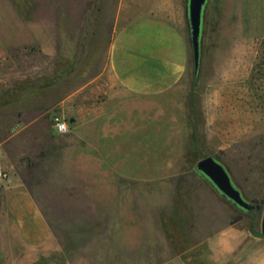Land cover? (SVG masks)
Instances as JSON below:
<instances>
[{
    "label": "rangeland",
    "instance_id": "1",
    "mask_svg": "<svg viewBox=\"0 0 264 264\" xmlns=\"http://www.w3.org/2000/svg\"><path fill=\"white\" fill-rule=\"evenodd\" d=\"M20 1V11L32 14L24 30L15 25L12 0L0 1V264H234L207 242L223 218L220 211L178 209L172 201L176 190L202 185L225 206L230 222L261 233L260 212L239 210L196 172L200 160L213 156L220 162L221 153L206 141L193 142L183 148L185 160L171 162L179 177L140 171L135 158L146 146L132 136L139 132V108L121 96L108 65L118 0L96 1L93 10L88 2L84 31L76 16L50 14L52 0ZM146 1L138 0L127 16L143 11ZM230 1L233 15L221 19L216 0L218 41L234 39L246 48L260 31L256 4L264 10V0ZM46 33H52L47 44L53 55L43 44ZM187 34L191 46L189 20ZM255 52L245 85L259 91L251 98L259 107L249 118L261 125L245 144L254 155L259 191L264 190V38ZM185 89L188 132L192 141H202L201 67L195 81L192 48ZM57 119L67 122L68 133L56 132ZM223 123L230 127V116ZM116 126L128 127L129 137L109 144L107 135ZM147 132L153 138L160 133L155 127ZM155 147L154 141L147 146ZM234 152H225L231 169L237 168Z\"/></svg>",
    "mask_w": 264,
    "mask_h": 264
},
{
    "label": "crops",
    "instance_id": "2",
    "mask_svg": "<svg viewBox=\"0 0 264 264\" xmlns=\"http://www.w3.org/2000/svg\"><path fill=\"white\" fill-rule=\"evenodd\" d=\"M29 1L35 4L37 2ZM96 1L100 0H52L54 6L51 7L50 14L63 11L69 19L70 16H76L75 21L84 31L88 25V2H91L88 10H93ZM21 2L12 0V16L15 25L24 30L28 27L32 14L20 11L18 3ZM118 3L112 22L114 34L109 47L108 65L113 81L125 93L121 96H125L128 103H135L139 108L136 118L139 122V132L132 136L137 137L134 139L139 138L141 147L146 146L142 147L143 153L135 158L140 162V171L148 177H179L178 166L175 164L177 171L174 172V163L171 162L186 159L184 146L193 142L198 146L206 141L216 153L222 154L219 160L227 168L243 197L247 201H263L264 190L254 189L257 176V170L252 169L254 155L245 144L253 136V130L261 125L259 120L249 118L259 107V103L251 99L253 96H259V91L245 85L251 80L256 59L255 49L259 40L264 38V10L259 8L260 4H256L259 22L257 21L255 29L260 31L249 46L244 48L243 43L239 44L234 39L223 44L218 41L220 28L216 27L217 2L208 0L203 17L200 63V107L203 109L205 123L200 126L199 137L202 141H198L196 137V140L192 141L188 132L189 109L183 98L191 58L187 34L188 0H147L143 11L128 16L126 11L135 6L138 0H118ZM234 5L230 0H221L220 18L233 15L231 8ZM26 24L27 26H24ZM45 28L51 29V25H45ZM46 34L50 36L45 38L46 42L43 44L53 55L50 49L52 33ZM225 116L231 118L230 127L223 123ZM245 116H248L247 120H244ZM124 119L121 118L122 122L126 121ZM149 127L158 129L159 136H149ZM126 129L128 127L116 126L114 131L110 130L107 135L109 144L119 145V139L128 138ZM98 136L99 133L96 136L99 139ZM152 141L156 143V147L149 150L147 146ZM167 145L171 148H167ZM230 149L235 150V169H231L226 162L228 159L225 152ZM172 201L178 209L217 208L223 218L217 222L213 235L207 239L212 251L223 259H231L234 264H264V237L250 228L243 227L241 223L230 222L225 206L204 186H188L176 190ZM157 264L178 263L166 261Z\"/></svg>",
    "mask_w": 264,
    "mask_h": 264
},
{
    "label": "water",
    "instance_id": "3",
    "mask_svg": "<svg viewBox=\"0 0 264 264\" xmlns=\"http://www.w3.org/2000/svg\"><path fill=\"white\" fill-rule=\"evenodd\" d=\"M207 2L208 0H188V20L195 73H198L200 69L202 25ZM196 170L208 178L224 197L239 208L247 212H260L262 214L261 233L264 235V203L248 202L241 191L234 186L227 169L213 156L200 160Z\"/></svg>",
    "mask_w": 264,
    "mask_h": 264
},
{
    "label": "trees",
    "instance_id": "4",
    "mask_svg": "<svg viewBox=\"0 0 264 264\" xmlns=\"http://www.w3.org/2000/svg\"><path fill=\"white\" fill-rule=\"evenodd\" d=\"M197 75H198V73H195V71H194V79H195V81L197 80ZM216 159V158H215ZM217 161H218V159H216ZM224 166V165H223ZM225 167V166H224ZM196 172L204 179V180H206L207 182H208V184L211 186V188L220 196V197H222L223 199H225L226 201H228V202H230L231 204H233L230 200H228L226 197H224L219 191H218V189L212 184V182L208 179V178H206L202 173H200V172H198L197 170H196ZM233 184H234V186L238 189V187L235 185V183L233 182ZM239 190V189H238ZM235 207H237L239 210H241V211H244V212H246V213H250V212H247V211H245V210H243V209H241V208H239L238 206H236L235 204H233ZM239 220H236V222H234V223H237ZM251 231H253L252 229H251ZM254 232V231H253ZM260 235H261V237H264V235H262V233H260Z\"/></svg>",
    "mask_w": 264,
    "mask_h": 264
},
{
    "label": "built area",
    "instance_id": "5",
    "mask_svg": "<svg viewBox=\"0 0 264 264\" xmlns=\"http://www.w3.org/2000/svg\"><path fill=\"white\" fill-rule=\"evenodd\" d=\"M55 130L58 134H66L69 132V126L66 121L57 119L55 123Z\"/></svg>",
    "mask_w": 264,
    "mask_h": 264
}]
</instances>
